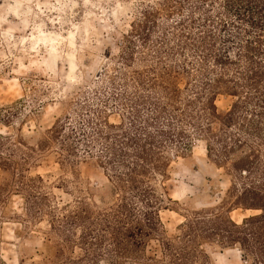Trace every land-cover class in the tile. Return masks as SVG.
Segmentation results:
<instances>
[{"label": "trees", "instance_id": "obj_1", "mask_svg": "<svg viewBox=\"0 0 264 264\" xmlns=\"http://www.w3.org/2000/svg\"><path fill=\"white\" fill-rule=\"evenodd\" d=\"M97 78L38 138L0 134L1 214L18 195L27 219L48 218L56 254L47 264H126L151 240L161 246L158 264H214L213 247L264 264V0H143ZM219 96L231 99L227 110ZM12 115L0 108V121ZM197 142L231 186L217 206L184 214L169 238L166 182ZM48 155L64 172L94 157L105 190L64 177L71 201L58 200L32 175ZM237 209L252 213L238 222Z\"/></svg>", "mask_w": 264, "mask_h": 264}, {"label": "rangeland", "instance_id": "obj_2", "mask_svg": "<svg viewBox=\"0 0 264 264\" xmlns=\"http://www.w3.org/2000/svg\"><path fill=\"white\" fill-rule=\"evenodd\" d=\"M143 0H0V108L13 114L8 125L0 121V134L38 138L58 118L72 112V103L120 53L124 37ZM221 110L231 99L219 96ZM115 118H111L114 121ZM44 176L51 191L63 203L71 197L60 180H78L94 194L105 190L107 178L94 157L80 159L64 172L52 155L32 171ZM166 182L172 203H165L161 220L169 238L179 235L184 214L192 209L214 207L231 186L224 169L206 156L197 142L191 157L178 158ZM0 171V181H1ZM50 183V185H49ZM0 216V257L5 264H47L56 254L49 241L47 217L36 221L24 216V202L12 195ZM252 212L237 209L232 219L240 222ZM214 264H242L236 250L208 248ZM159 241L151 240L139 260L126 264H158Z\"/></svg>", "mask_w": 264, "mask_h": 264}]
</instances>
